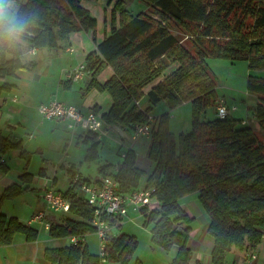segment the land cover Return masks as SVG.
<instances>
[{"label":"trees","instance_id":"obj_1","mask_svg":"<svg viewBox=\"0 0 264 264\" xmlns=\"http://www.w3.org/2000/svg\"><path fill=\"white\" fill-rule=\"evenodd\" d=\"M82 1L12 0L11 8L4 0L13 17L0 20V91L13 86L5 77L35 67L34 60L23 59L25 49H64L70 34L91 32L95 50L83 61L87 72L83 91L96 88L110 95L111 105L101 114L104 124L132 128L152 116L147 153L154 163L152 170L138 167L133 150L128 148L120 163L97 167L100 177L113 175L120 192L154 188L157 206H142L140 212L153 244L165 250L177 246L172 264H186L191 258L187 241L193 217L180 203L181 197L191 193L196 194L208 219L213 264H224L233 248L255 250L264 238V139L248 118L232 115L226 101L225 117H205L214 105L216 112L220 98L206 58L247 61V91L256 96L251 116L256 124H264V0H143L148 11L138 14L126 7L127 0H113L108 31L98 42L96 18ZM111 2L107 0V4ZM12 21L22 25L23 31H13ZM183 34L188 35V46L180 41ZM106 66L112 73L101 82L97 75ZM144 96L145 104H139ZM183 101L192 104L191 127L175 133L168 125V114H155L152 107L159 102L174 107ZM98 133L84 134L89 143L84 156L87 161L97 159ZM10 149L29 159L21 140L0 128L2 173L9 169L4 155ZM75 174H71L70 185L59 190L70 202L68 214L60 222L49 221V233L55 237L96 232L93 207L72 183ZM31 178L30 173H20L18 180L24 186L18 181L6 186L0 193V205L30 189ZM103 218L111 224L122 217ZM17 232L28 240L37 236L29 224L0 213V243H11ZM137 243L134 235L124 233L106 237V257L127 264ZM45 256L50 263L99 264L98 255L80 245L47 248Z\"/></svg>","mask_w":264,"mask_h":264},{"label":"crops","instance_id":"obj_2","mask_svg":"<svg viewBox=\"0 0 264 264\" xmlns=\"http://www.w3.org/2000/svg\"><path fill=\"white\" fill-rule=\"evenodd\" d=\"M6 1L8 2L9 6L11 5V8L14 6V3L10 2L12 0ZM83 2L87 4H84ZM105 3H107V0L82 1V4L89 9L91 15L96 18V42L100 41L104 33L108 31L109 17L107 15V9L109 8V5H105ZM5 9L8 15H12V13L9 12L10 9H8L7 7H5ZM99 24L102 26L103 29V32L101 33H98ZM68 41V45L64 49L55 50L50 48H27L25 53L26 55L30 56H27L25 59L34 60L36 62L35 67L32 70H17L14 76H7L4 78V81H8L13 86L9 90L0 91V128L2 129V132L4 134H9L14 139L21 140L22 145L23 136L25 135L23 134L22 128H20L21 122L18 120L17 116L21 114L23 115V111L26 106H37L40 103H45L52 99H57L65 103L73 104L79 109H81L80 107L87 108V110L81 109L83 112L92 111L94 110L93 107L96 106L95 112L101 115L103 112L107 111L111 105L112 100L107 92L99 91L96 88H91L87 91H83L87 83L86 71L83 77L80 79L76 80L72 77V71L74 70L75 66H77L80 62L84 61V58L87 53L92 50H95V42L91 38V32L79 31L72 33L70 34ZM70 46L73 47L74 50H68V47ZM32 55H35V58L31 57ZM111 73V68L109 66H106L97 75V79L102 82L106 80L111 75ZM150 85L151 84H148L149 87ZM147 89H144V91H146ZM77 95H79V98L77 97ZM251 95L254 97L253 99H250V101L246 104V108L244 110L238 112L237 110L240 109H236L232 111L231 114H235L234 116L237 118H249L250 115L247 112L251 111L250 104H255L256 101V96L254 94ZM72 96H75V99H72ZM13 97H15L16 100H13ZM145 102V96L139 100V104H145ZM241 112L245 114L243 115L242 113L241 116H238ZM60 120L67 121V127L72 128V137L74 136V138L77 139V142L85 141L87 139L84 136L86 132L85 129L78 125L71 126L69 120ZM114 126L115 125L104 124L103 128L100 131L109 132L110 130H113ZM129 129L131 131V128ZM29 135L26 136L27 139H29ZM15 154H18L17 150L15 151ZM4 157H6V154L4 155ZM27 167V165L23 167V164H21V168L23 169L22 171L16 170V172L11 174L9 168L7 172L3 173V185L0 188V193L6 186L15 181L20 182L21 187H23L24 184H22L21 181L18 180V175L23 172L30 173L32 178L31 182H29L28 184L30 186V189L21 193V195L29 191L34 192L35 187L39 185L38 187L40 190L38 191V198L43 200V185L46 180L48 181V184H52L55 189L59 190L57 186V176H48V171L45 167H39L37 174H35V170L28 171ZM97 167L96 170L98 171ZM63 168L68 173L66 187L70 185L71 174L73 172H78L81 175V178H85L88 181H94L100 177V175H95L94 178L91 180L89 177H87V175L83 174L82 167H78V164L76 165L74 162L70 161L67 162V165H64ZM10 174L14 177L11 180L8 177V175ZM79 194L82 195L83 193L80 191ZM19 196L20 194L9 200L16 199ZM4 203L5 201L0 205V209ZM180 203L183 208L188 212V214L193 217L190 223L189 238L187 241V246L191 251V258L186 264H213L211 262L210 256L213 239L207 233L208 219L199 201L197 200L196 194L191 193L181 197ZM140 208L141 207L129 210L128 214H131V216L128 218L129 220L126 217L128 216L127 214L125 216H121L122 218L119 221H115L111 224L108 223L107 237L109 239H112L114 237H117L121 233L134 235L132 234V232H129V228H126V224L129 225L131 223V218L141 216L142 219L140 220L139 225H137V227L142 226L143 228H146L144 229L146 231V234L144 235L145 239L139 240L138 238H140V236L136 238L138 241L137 247L127 264H172V259L177 251V246H172L169 250H165L153 244L151 240L150 228L143 224V215L140 212ZM4 211L0 210V213L5 214L6 216H15L18 218L19 221L29 224L31 227L37 230V236L33 240H28L23 233L17 232L14 234L11 243H0V264H49L51 261L45 256V250L47 248L72 245L69 240V236L55 237L51 235L49 233L48 227H46L44 223L46 221L49 222L50 220H56L60 222L59 217H62L68 212H54L51 210L48 211L38 209V212L41 211L44 213L43 221H39L30 220L33 214L30 216V218H25V220H22L16 214H13V212L11 211L5 209ZM42 224H44L43 229H41ZM90 233H95L97 236V240L96 238L91 239L88 233H86L85 236L87 237H85L84 242L79 245L86 246V249L90 253L98 255V249L97 251L92 252V250H90L89 244V242L91 243V241L93 240L96 242L95 245H98V235L96 232ZM92 246L94 245L92 244ZM232 251V259L228 258L224 264L240 263V252L234 251V249H232ZM255 255L256 258L251 259L248 262L253 263V261L256 260L258 257L257 254ZM99 264L121 263L117 261H111L107 258L103 263H100L99 260Z\"/></svg>","mask_w":264,"mask_h":264},{"label":"rangeland","instance_id":"obj_3","mask_svg":"<svg viewBox=\"0 0 264 264\" xmlns=\"http://www.w3.org/2000/svg\"><path fill=\"white\" fill-rule=\"evenodd\" d=\"M83 3L87 4L85 2ZM112 4L113 0L111 4L105 3V5H109V8L107 9L108 17H110L109 13ZM126 7L131 10L133 14H138L145 10L148 11L147 5L143 0H127ZM8 16L11 17L12 15ZM100 24L98 26V33L103 32ZM176 32L177 31L174 33ZM187 36V34H183L180 37V41L186 46L189 45ZM25 52L26 49L24 51L23 59L30 56L26 55ZM31 57L35 58V55H32ZM206 61L213 78L215 79L216 92L217 95H220L219 99H222L224 104L227 102L229 106H231L232 111L236 109H240L237 110L238 112L244 110L246 108V104L254 97L247 91V77L249 74L247 61L239 59L230 60L227 58L212 56L206 58ZM252 73L254 74L253 71ZM148 87L149 86L147 85L144 89H147ZM72 97V99H75V96ZM77 97L79 98V95H77ZM250 105L252 109L254 104L252 103ZM80 108L82 110H87V108ZM152 112L155 114L166 112L168 114V125L175 133L190 130L192 122V104L190 101H183L174 107H169L165 102H159L152 107ZM242 113L243 112L239 113L238 116H241ZM247 113L250 115V119L248 118L247 121H250L251 125L256 129L257 135L264 139V124H256L251 116V111ZM244 114L245 113H243V115ZM205 117H215V105L207 109ZM17 118L21 122L20 128H22L23 134L25 135L23 136L22 142L25 149L29 153V159L26 161L24 158L19 157L18 154H15L16 149L8 150L5 160L6 164L10 168L9 171H11V174L16 172V170L22 171L23 169L21 168V164H23V167L27 165L28 171L35 170V174H37L39 167H45L48 171V176H57V186L59 190H65L67 186L68 173L63 166H66L67 162L70 161L74 162L76 165L78 164V167L83 168V174L87 175V177L92 180L95 175L99 176V173L96 170L97 166L107 162L113 164L120 163L123 160L124 152H126L128 148L133 150L135 164L138 167L144 169L146 172H150L154 167L153 161L149 159L147 154L150 143L148 135L150 133L132 138V133L129 129L130 127L120 125H115V129L113 128V130H110L109 132L98 131L100 143L98 145L99 151L97 150V159L87 161L84 159V156L89 143L85 141L77 142V139L74 138V136L72 137V128L67 127V121H61L60 119L55 118H43L37 111L36 105H32L31 107L26 106L23 111V115H18ZM27 135H29V139H27ZM11 174L8 175L10 180L14 178ZM76 175L81 176L78 172ZM2 178L3 173L0 171V188L3 185ZM38 186L39 185L35 187L34 192L29 191L23 195L20 194V196L16 199L6 200L0 210H9L22 220L30 218L32 214L34 215L38 212V209L49 211L45 201L43 202L44 199L42 200L38 198V191L40 190ZM154 202H157L156 198H153L151 206L154 205ZM130 216L131 214H128V216H126L127 219ZM61 218L63 217H59L60 221L62 220ZM141 219V216L131 218V223L129 225L126 224V228H129V232H132L136 238L140 236L138 239L144 240V235L146 234L144 229L146 228H143L142 226L137 227ZM43 225L44 224L41 225V229H43ZM88 235L91 239L96 238L97 240L95 233H88ZM89 244L92 252L97 251V249L99 252V244L95 245L96 242L93 240L91 243L89 242ZM92 244L94 246H92ZM233 249L234 251L240 252L239 264H264V238L261 239L258 247L253 251L248 250L245 252L236 250L235 248ZM252 252L258 255L257 259L254 260L253 263L248 262L251 260ZM232 257L233 251L231 250L227 253L226 260L228 258L232 259Z\"/></svg>","mask_w":264,"mask_h":264},{"label":"built area","instance_id":"obj_4","mask_svg":"<svg viewBox=\"0 0 264 264\" xmlns=\"http://www.w3.org/2000/svg\"><path fill=\"white\" fill-rule=\"evenodd\" d=\"M68 50H74L73 47H68ZM84 62H80L75 66L72 77L80 79L84 75ZM13 100H16L13 97ZM37 111L43 118L51 119H66L70 121L71 126H80L86 131H100L104 122L100 114L94 111L83 112L73 104H68L57 99H52L45 103L37 105ZM216 116L225 117L228 114V107L222 99H219L216 105ZM152 116H149L148 121L134 123L131 128L132 138L149 133V122ZM72 183L77 184L78 189L83 193L88 203L93 207L94 219L92 223L96 226V233L99 238L98 257L100 263H103L107 257L104 251L107 237L108 222L103 216H125L130 209H137L142 206L153 208L157 206V202L153 203V187H140L131 192H120L118 190V182L113 175H105L94 181H83L79 175H74ZM44 191L42 197L49 210L54 212H68L70 202L61 191L44 182ZM44 213H35L30 220L43 221ZM46 227H49V222H44ZM69 240L72 245H79L85 240L84 235H71ZM255 254H251V258H255ZM49 264H66L64 262L55 261ZM201 264V263H200Z\"/></svg>","mask_w":264,"mask_h":264},{"label":"clouds","instance_id":"obj_5","mask_svg":"<svg viewBox=\"0 0 264 264\" xmlns=\"http://www.w3.org/2000/svg\"><path fill=\"white\" fill-rule=\"evenodd\" d=\"M9 19L11 20V17L8 16L5 6H4V0H0V20H4V19ZM14 28L13 31L15 32H20L23 31V26L20 24H17L15 21H12Z\"/></svg>","mask_w":264,"mask_h":264}]
</instances>
